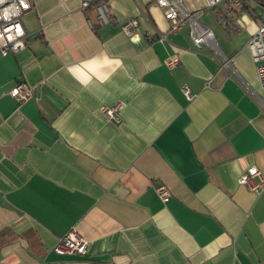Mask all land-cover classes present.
<instances>
[{
	"label": "crops",
	"instance_id": "0c3cea01",
	"mask_svg": "<svg viewBox=\"0 0 264 264\" xmlns=\"http://www.w3.org/2000/svg\"><path fill=\"white\" fill-rule=\"evenodd\" d=\"M30 1L25 48L0 58V264H264V187L237 181L250 167L264 179L246 47L261 2L181 0L213 33L196 48L155 0H103L104 26L81 9L101 0ZM19 81L33 88L22 103L9 95ZM117 104L120 123L101 112ZM71 229L87 253L52 252Z\"/></svg>",
	"mask_w": 264,
	"mask_h": 264
},
{
	"label": "built area",
	"instance_id": "2783aa9c",
	"mask_svg": "<svg viewBox=\"0 0 264 264\" xmlns=\"http://www.w3.org/2000/svg\"><path fill=\"white\" fill-rule=\"evenodd\" d=\"M156 4L163 10L164 18L169 22V31L177 32L184 27H188V35L196 48L208 44L214 46L212 31L199 23L192 14L183 7L181 0H155ZM243 0H204L206 8L216 10L221 3H226L231 7H240ZM260 24L256 31L250 36L246 47L250 53L255 66L256 77L259 84L257 98L264 110V0L260 4ZM32 8L30 0H0V58L9 53H16L25 48L26 33L23 28L21 18ZM81 9L88 13L94 9L96 22L99 26L109 23L108 6L101 0L96 4L87 1L82 2ZM91 29L95 25L87 17ZM123 34L129 36L139 30L137 19H130L120 25ZM159 39L165 40V34H159ZM177 60L169 58L166 63L173 67ZM229 63V59H224L222 66ZM187 99L192 97L188 87L181 88ZM9 95L18 103L30 99L33 96V88L24 81L17 82L9 91ZM120 104L115 106H102L101 112L113 122L120 123L121 117L118 113ZM238 183L245 185L250 191L259 193L264 187V179L256 167H250L238 178ZM155 192L164 203L170 197L169 189L162 183L155 185ZM89 241L81 236L77 231L71 229L62 237L58 238L51 251L59 255H85L87 253Z\"/></svg>",
	"mask_w": 264,
	"mask_h": 264
},
{
	"label": "rangeland",
	"instance_id": "374dc122",
	"mask_svg": "<svg viewBox=\"0 0 264 264\" xmlns=\"http://www.w3.org/2000/svg\"><path fill=\"white\" fill-rule=\"evenodd\" d=\"M206 16H207L208 20L211 21V18H212V17H211V15H210L209 11L206 13ZM200 22L203 23V22H204V19H201Z\"/></svg>",
	"mask_w": 264,
	"mask_h": 264
},
{
	"label": "trees",
	"instance_id": "16d2710c",
	"mask_svg": "<svg viewBox=\"0 0 264 264\" xmlns=\"http://www.w3.org/2000/svg\"><path fill=\"white\" fill-rule=\"evenodd\" d=\"M258 2H263V0H257Z\"/></svg>",
	"mask_w": 264,
	"mask_h": 264
}]
</instances>
